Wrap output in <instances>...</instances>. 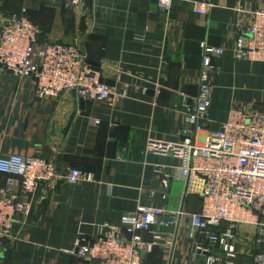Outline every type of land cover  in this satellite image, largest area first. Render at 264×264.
<instances>
[{"label": "crops", "instance_id": "1", "mask_svg": "<svg viewBox=\"0 0 264 264\" xmlns=\"http://www.w3.org/2000/svg\"><path fill=\"white\" fill-rule=\"evenodd\" d=\"M209 1L205 16L195 13L192 1H174L178 26L167 38L157 0H86L80 7L62 0L17 1L35 12L34 23L51 40L84 39L91 62L104 67V80L115 93L128 85V96L115 105L87 100L82 105L72 92L40 98L31 81L0 75V153L53 159L61 175L52 185H39L31 215L15 225L0 249V264H83L68 252L78 232L92 235L95 223L120 224L139 206L184 212L180 224L167 230L165 240L173 233L175 246L157 247L146 263L193 260L197 239L186 231L190 215L202 208L201 183L188 189L178 176V160L147 152L146 143L151 136L175 141L186 127L181 107L197 94L203 42L225 49L214 60L207 129L220 128L234 108L264 111V61L236 59L233 51L237 24L248 22L245 11L264 0ZM161 166L171 175L166 199L157 172ZM70 169L95 179L70 183ZM7 178L0 172V187ZM249 244L243 245L241 264L251 262Z\"/></svg>", "mask_w": 264, "mask_h": 264}, {"label": "built area", "instance_id": "2", "mask_svg": "<svg viewBox=\"0 0 264 264\" xmlns=\"http://www.w3.org/2000/svg\"><path fill=\"white\" fill-rule=\"evenodd\" d=\"M80 7L86 0H62ZM157 0L165 18L163 33L167 38L177 26L173 2ZM199 15H207L212 2L193 1ZM248 22L237 24L234 40L236 59L264 61V3L258 9L245 11ZM144 38V37H142ZM203 67L198 91L193 99H184L181 107L186 127L175 141L151 136L147 152L178 160V176L188 189L201 183L202 208L190 215L187 237L196 238V253L189 264H241L243 245L249 242L250 264H264V111L245 112L232 109L220 128L208 130L212 106L211 74L214 60L221 58L224 47L201 43ZM10 73L29 80L40 98L72 92L79 100L105 101L111 105L128 96V85L115 93L104 80V67L95 66L86 42H40V28L32 20L29 8L3 15L0 22V75ZM156 89V97L161 94ZM99 122V120H95ZM0 172L8 175L0 187V249L11 237L17 223L26 221L33 210V196L42 182L50 185L60 178L55 161L33 155L0 153ZM167 198L171 175L158 167ZM70 183L93 181L94 175L70 169ZM183 211L166 206H139L125 213L120 224L95 223L93 234L78 232L74 247L68 252L83 264H147L146 258L161 245L174 247L175 236L167 230L180 224Z\"/></svg>", "mask_w": 264, "mask_h": 264}, {"label": "rangeland", "instance_id": "3", "mask_svg": "<svg viewBox=\"0 0 264 264\" xmlns=\"http://www.w3.org/2000/svg\"><path fill=\"white\" fill-rule=\"evenodd\" d=\"M17 1L18 0H3V1L0 0V22H1L3 15L6 16L10 13L16 12L15 10L21 6ZM29 13H30L32 20L36 22L35 12L29 9ZM47 40L51 41V38L43 35L42 30L40 28V41L45 42Z\"/></svg>", "mask_w": 264, "mask_h": 264}, {"label": "water", "instance_id": "4", "mask_svg": "<svg viewBox=\"0 0 264 264\" xmlns=\"http://www.w3.org/2000/svg\"><path fill=\"white\" fill-rule=\"evenodd\" d=\"M80 102H81L82 105H84L85 100L83 98H81Z\"/></svg>", "mask_w": 264, "mask_h": 264}, {"label": "trees", "instance_id": "5", "mask_svg": "<svg viewBox=\"0 0 264 264\" xmlns=\"http://www.w3.org/2000/svg\"><path fill=\"white\" fill-rule=\"evenodd\" d=\"M22 7H23V5L21 6V8H22ZM21 8H20V9H21ZM20 9H19V10H20ZM19 10H18V11H19ZM47 41H50V40H47ZM47 41H45V42H47ZM40 42H41V41H40Z\"/></svg>", "mask_w": 264, "mask_h": 264}]
</instances>
